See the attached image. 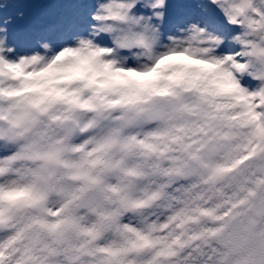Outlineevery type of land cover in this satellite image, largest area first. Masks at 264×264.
<instances>
[{
	"label": "snow or ice",
	"instance_id": "snow-or-ice-1",
	"mask_svg": "<svg viewBox=\"0 0 264 264\" xmlns=\"http://www.w3.org/2000/svg\"><path fill=\"white\" fill-rule=\"evenodd\" d=\"M0 264H264V0H0Z\"/></svg>",
	"mask_w": 264,
	"mask_h": 264
},
{
	"label": "rangeland",
	"instance_id": "rangeland-1",
	"mask_svg": "<svg viewBox=\"0 0 264 264\" xmlns=\"http://www.w3.org/2000/svg\"><path fill=\"white\" fill-rule=\"evenodd\" d=\"M24 3H42L45 2V0H23ZM30 8L25 9V21L24 22H29L32 21L33 19H31L33 17V13L31 11H29Z\"/></svg>",
	"mask_w": 264,
	"mask_h": 264
},
{
	"label": "trees",
	"instance_id": "trees-1",
	"mask_svg": "<svg viewBox=\"0 0 264 264\" xmlns=\"http://www.w3.org/2000/svg\"><path fill=\"white\" fill-rule=\"evenodd\" d=\"M29 11H31L34 14L33 17L31 18L33 20L39 17L43 12V10L39 8H30Z\"/></svg>",
	"mask_w": 264,
	"mask_h": 264
}]
</instances>
